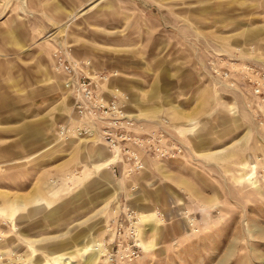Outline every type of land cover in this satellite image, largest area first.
I'll return each mask as SVG.
<instances>
[{"label":"rangeland","instance_id":"1","mask_svg":"<svg viewBox=\"0 0 264 264\" xmlns=\"http://www.w3.org/2000/svg\"><path fill=\"white\" fill-rule=\"evenodd\" d=\"M58 50L182 157L114 173L97 138L64 133ZM247 65L264 71V0H0V264H264V92ZM130 229L138 257L110 260Z\"/></svg>","mask_w":264,"mask_h":264},{"label":"built area","instance_id":"2","mask_svg":"<svg viewBox=\"0 0 264 264\" xmlns=\"http://www.w3.org/2000/svg\"><path fill=\"white\" fill-rule=\"evenodd\" d=\"M53 65L63 76L64 92L72 102L74 122L64 133L85 139L97 138L114 156L115 162L110 165L114 173L117 168L126 173H139L145 169L147 160L174 161L182 157L183 147L162 124L137 118L116 94L103 89L109 81L106 74L94 72L86 64L66 60L60 50L53 54ZM240 75L255 94L263 95L264 88L259 80H264V71L247 65L242 67ZM222 76L232 80L229 74ZM1 229L0 223V243ZM130 231L127 241L117 239L115 253H108L110 260L120 257L132 261L138 257L134 233L132 229Z\"/></svg>","mask_w":264,"mask_h":264},{"label":"bare ground","instance_id":"3","mask_svg":"<svg viewBox=\"0 0 264 264\" xmlns=\"http://www.w3.org/2000/svg\"><path fill=\"white\" fill-rule=\"evenodd\" d=\"M108 161H106V162H108V163H102L101 165H99V167H106L107 166V164H108V167L111 165V164H113L114 162H115V159H114V156H112L111 154H109V158L107 159ZM1 211V210H0ZM1 217V216H0ZM138 221H139V218H138ZM5 222V221H4ZM2 225H6V223H1ZM136 235H137V227H136ZM1 243H0V258H2L6 253H4V251H2L1 250ZM138 246H139V244H138ZM140 247V246H139ZM141 248V247H140ZM88 249L89 248H87V251H88ZM100 251H101V254L102 253H104V250L103 249H99ZM105 254V253H104ZM97 256V254L95 253V254H93L92 255V257H96ZM59 260L61 261V260H64L62 257H60L59 258Z\"/></svg>","mask_w":264,"mask_h":264}]
</instances>
